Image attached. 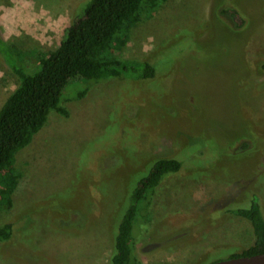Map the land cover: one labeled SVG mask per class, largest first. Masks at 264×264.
<instances>
[{
  "label": "rangeland",
  "instance_id": "374dc122",
  "mask_svg": "<svg viewBox=\"0 0 264 264\" xmlns=\"http://www.w3.org/2000/svg\"><path fill=\"white\" fill-rule=\"evenodd\" d=\"M88 2L0 0V34L53 50ZM119 54L150 61L156 76L70 81L69 117L52 111L17 153L12 204L0 209L15 232L0 264H109L148 166L183 155L137 229L138 263L212 264L252 243L251 224L224 210L257 193L264 211V0H167ZM18 83L0 55V108ZM245 137L256 138L248 150Z\"/></svg>",
  "mask_w": 264,
  "mask_h": 264
},
{
  "label": "trees",
  "instance_id": "16d2710c",
  "mask_svg": "<svg viewBox=\"0 0 264 264\" xmlns=\"http://www.w3.org/2000/svg\"><path fill=\"white\" fill-rule=\"evenodd\" d=\"M167 0H89L84 13L73 17L65 29L59 46L45 50L41 46L21 47L4 40L0 34V55L19 79L0 108V209L11 206L18 184L15 173L16 156L28 146L43 128L52 111L69 117L61 104L62 94L70 81L77 78L107 80L131 74L140 79H152L157 74L150 61L125 59L119 51L131 31ZM232 18L235 7L223 9ZM244 22V18H241ZM264 72V60H261ZM264 88V82L260 84ZM85 92L79 93V97ZM251 138V137H250ZM252 140L245 137L243 150L251 148ZM250 140V142L248 141ZM253 141V142H252ZM186 155L161 157L151 163L131 194V203L119 224L109 264H139L134 253L137 229L151 221L150 206L156 189L171 173L186 165ZM183 159V160H182ZM257 193L242 201L229 204L225 213L247 220L252 227L253 241L240 247L229 258L264 253V211ZM15 232L12 222L0 224V241L9 240Z\"/></svg>",
  "mask_w": 264,
  "mask_h": 264
},
{
  "label": "water",
  "instance_id": "95a60500",
  "mask_svg": "<svg viewBox=\"0 0 264 264\" xmlns=\"http://www.w3.org/2000/svg\"><path fill=\"white\" fill-rule=\"evenodd\" d=\"M212 264H264V253L220 260Z\"/></svg>",
  "mask_w": 264,
  "mask_h": 264
}]
</instances>
